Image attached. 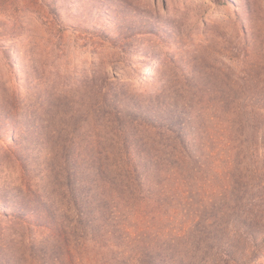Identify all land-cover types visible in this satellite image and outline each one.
<instances>
[{
  "label": "rangeland",
  "instance_id": "1",
  "mask_svg": "<svg viewBox=\"0 0 264 264\" xmlns=\"http://www.w3.org/2000/svg\"><path fill=\"white\" fill-rule=\"evenodd\" d=\"M121 219L264 264V0H0V264H129Z\"/></svg>",
  "mask_w": 264,
  "mask_h": 264
},
{
  "label": "trees",
  "instance_id": "2",
  "mask_svg": "<svg viewBox=\"0 0 264 264\" xmlns=\"http://www.w3.org/2000/svg\"><path fill=\"white\" fill-rule=\"evenodd\" d=\"M136 210H139V208H134L133 211L131 213H135ZM130 213V214H131ZM120 222H116L114 225L118 226L119 230L113 226V233L116 234L117 231L118 233H122L123 235L126 236V238L129 240L130 245L132 247V250L134 249L135 246H137L139 248V253L143 254L144 256L138 257L134 256L133 254H131L128 258V263L129 264H157L159 261L157 260V258H150L147 254L148 251V245L149 243L147 242V240L145 239V233L143 234V232L140 234H138V237H133V233L134 231H132V227L134 226L133 224H129L128 225V220L126 219H121L119 220ZM136 230L138 231L140 229L139 226H135ZM119 247V246H118ZM127 253L126 250L123 251V254L125 255Z\"/></svg>",
  "mask_w": 264,
  "mask_h": 264
}]
</instances>
